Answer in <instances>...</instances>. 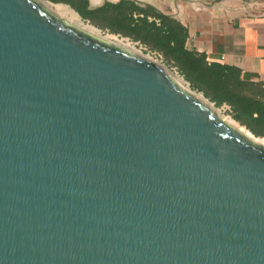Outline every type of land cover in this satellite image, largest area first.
Wrapping results in <instances>:
<instances>
[{"label": "water", "instance_id": "obj_1", "mask_svg": "<svg viewBox=\"0 0 264 264\" xmlns=\"http://www.w3.org/2000/svg\"><path fill=\"white\" fill-rule=\"evenodd\" d=\"M0 264H264V143L149 56L0 0Z\"/></svg>", "mask_w": 264, "mask_h": 264}, {"label": "trees", "instance_id": "obj_2", "mask_svg": "<svg viewBox=\"0 0 264 264\" xmlns=\"http://www.w3.org/2000/svg\"><path fill=\"white\" fill-rule=\"evenodd\" d=\"M63 3L91 25L157 53L215 107H228L232 119L253 136L264 139V84L246 81L239 69L210 63L186 46L187 30L175 18L134 0L104 2L49 0Z\"/></svg>", "mask_w": 264, "mask_h": 264}, {"label": "crops", "instance_id": "obj_3", "mask_svg": "<svg viewBox=\"0 0 264 264\" xmlns=\"http://www.w3.org/2000/svg\"><path fill=\"white\" fill-rule=\"evenodd\" d=\"M119 0H88L91 7ZM178 20L186 46L210 63L233 66L264 84V0H134Z\"/></svg>", "mask_w": 264, "mask_h": 264}, {"label": "rangeland", "instance_id": "obj_4", "mask_svg": "<svg viewBox=\"0 0 264 264\" xmlns=\"http://www.w3.org/2000/svg\"><path fill=\"white\" fill-rule=\"evenodd\" d=\"M40 2H42L48 9H50L52 12H54L55 10H56V8H58V7H64V6H67V5H65V4H63V3H54V2H51V1H49V0H39ZM59 16V15H58ZM59 17H63V16H59ZM65 18V17H64ZM80 19V18H79ZM65 20L67 21V22H69V20H68V18H65ZM81 21H82V23H84L85 25H91L88 21H86V20H84V19H80ZM69 23H71V22H69ZM73 24V23H72ZM77 26V25H76ZM91 26H93V25H91ZM79 27V26H78ZM95 29H97L98 31H99V35H97L98 37H101V38H103V37H106V36H108V35H114V34H111V33H109L108 31H105V30H101V29H99V28H97V27H95V26H93ZM81 28V27H80ZM82 29V28H81ZM115 37H116V40H119V41H121L123 44H127L128 45V47H126V48H128V49H131V50H134V51H136V52H138V53H142V54H144V55H147V56H149L150 58H152V59H154V60H156V61H158L160 64H162V65H164L167 69H168V72L171 74V76H172V78L174 79V78H179V79H182L183 77L177 72V70L174 68V67H172V66H169V65H167L164 61H163V59L161 58V56H159L157 53H155V52H151V51H149L147 48H145V47H143V46H141V45H139L138 43H135V42H132V41H130L129 39H127V38H123V37H120V36H118V35H114ZM104 39V38H103ZM105 40H107V41H111V42H117V41H113V40H110V39H105ZM132 45V46H131ZM177 83H178V81L176 80V79H174ZM182 83V85L181 84H179L180 86H182V87H189L188 85H187V83H185V82H181ZM190 88V87H189ZM191 89V88H190ZM196 93H198V94H200L199 92H197V91H195ZM216 108V110H217V113H218V115L223 119V120H225L226 122H228L229 123V121H230V125H232L233 127H241L240 125H239V123H237L236 121H234L233 119H232V117H231V115H230V113L227 111V109L226 108H224V107H215ZM227 119V120H226ZM238 125V126H237ZM252 138V137H251Z\"/></svg>", "mask_w": 264, "mask_h": 264}, {"label": "bare ground", "instance_id": "obj_5", "mask_svg": "<svg viewBox=\"0 0 264 264\" xmlns=\"http://www.w3.org/2000/svg\"><path fill=\"white\" fill-rule=\"evenodd\" d=\"M54 12L57 15H59V16H63L65 18H68L69 22L73 23L74 25H77V26L81 27L86 32L91 33V34L96 35V36L99 35V31L97 29H95L91 25L89 26V25H85L84 23H82V21L79 19L78 15L72 9H70L68 6H64L63 8L62 7H58V8H56V10ZM103 38L104 39H110V40H113V41H117L116 42L117 44H119V45H121V46H123L125 48L128 47L127 44H123L124 42L122 43L121 41L116 40V37L114 35H108V36L103 37ZM174 79H176L178 81V83L182 85L181 79H179V78H174ZM229 123H230V121H229ZM236 129H238L240 132H242L243 134H245L249 138L252 137L251 139H253L254 141L259 142V143H264V139L257 138L255 136H253L248 130L245 129V127H242V126L241 127H236Z\"/></svg>", "mask_w": 264, "mask_h": 264}, {"label": "built area", "instance_id": "obj_6", "mask_svg": "<svg viewBox=\"0 0 264 264\" xmlns=\"http://www.w3.org/2000/svg\"><path fill=\"white\" fill-rule=\"evenodd\" d=\"M222 107H224V108L228 109V107H226V106H222Z\"/></svg>", "mask_w": 264, "mask_h": 264}]
</instances>
